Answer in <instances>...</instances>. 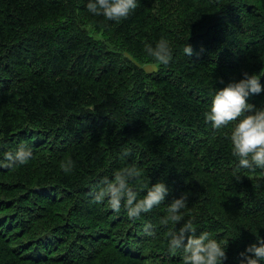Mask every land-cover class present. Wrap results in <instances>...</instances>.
I'll list each match as a JSON object with an SVG mask.
<instances>
[{"label": "trees", "instance_id": "trees-1", "mask_svg": "<svg viewBox=\"0 0 264 264\" xmlns=\"http://www.w3.org/2000/svg\"><path fill=\"white\" fill-rule=\"evenodd\" d=\"M88 2L0 0V163L21 145L33 153L0 166V264H183L167 233L188 220L227 245L223 264H241L264 238V169L237 181L232 125L214 131L203 113L244 73L264 86V0H137L118 22ZM162 38L173 59L147 72L145 46ZM248 102L264 108V91ZM132 164L138 198L145 183L169 188L136 220L90 194ZM184 193L181 224H163Z\"/></svg>", "mask_w": 264, "mask_h": 264}, {"label": "clouds", "instance_id": "clouds-1", "mask_svg": "<svg viewBox=\"0 0 264 264\" xmlns=\"http://www.w3.org/2000/svg\"><path fill=\"white\" fill-rule=\"evenodd\" d=\"M138 7L137 0H89L87 9L96 16H103L110 21H121L127 19ZM147 55L154 59L155 63L145 66V71L155 72L158 66H167L173 59V50L167 39H160L155 47L145 46ZM186 56L193 54L190 44L183 48ZM243 79L238 82H230L222 89L216 90L211 98L209 110L203 113L205 123L211 125L214 131L227 128L230 125L231 155L236 158L233 175L237 181L242 176L241 170L255 171L264 169V108H256L248 102L252 94L264 91L257 74H243ZM124 157L130 155L125 151ZM33 153L30 148L21 145L14 153H4V168H15L25 165L32 159ZM61 168L68 173L73 168V162L68 160L61 164ZM141 171L136 164H132L117 170L113 178L107 176L100 180V185L90 193L94 202L102 203L107 198L108 205L112 210L119 212L123 206L130 220L138 219L142 213H149L154 208L164 203L169 193V188L164 182H157L149 186L142 185L146 189V195L138 198L139 193L132 186L131 181L141 178ZM188 204V195L182 194L174 199L167 207L168 215L162 223L167 225L181 224L183 215L181 210ZM152 225L144 226L145 235L154 236ZM167 247L170 253L175 254L182 251L183 264H223L227 259V245L214 238L210 233L204 231L197 235L193 221L182 223L178 230L167 233ZM241 264H262L264 262V238L257 237V243L249 245L245 252L240 254Z\"/></svg>", "mask_w": 264, "mask_h": 264}, {"label": "rangeland", "instance_id": "rangeland-1", "mask_svg": "<svg viewBox=\"0 0 264 264\" xmlns=\"http://www.w3.org/2000/svg\"><path fill=\"white\" fill-rule=\"evenodd\" d=\"M144 70H145V66L148 64H139Z\"/></svg>", "mask_w": 264, "mask_h": 264}]
</instances>
